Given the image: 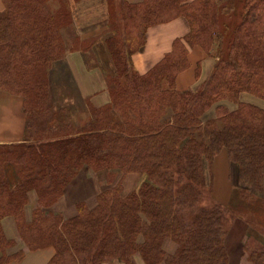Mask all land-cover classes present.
<instances>
[{
  "label": "trees",
  "instance_id": "trees-1",
  "mask_svg": "<svg viewBox=\"0 0 264 264\" xmlns=\"http://www.w3.org/2000/svg\"><path fill=\"white\" fill-rule=\"evenodd\" d=\"M2 1L0 89L21 96L24 114H33L45 99L42 72L63 52L58 29L69 16L62 9L49 13L41 0ZM108 1L112 25L116 5ZM116 7L124 41L106 40L114 70L107 77L109 107L72 134L0 145V264L24 255L8 254L14 241L2 230L5 217L15 220L29 250L53 248L47 264H132L134 254L146 264H227L226 209L197 206L209 165L222 150L237 169L236 188L264 200V107L242 99L246 93L264 101V0H143ZM180 16L188 34L138 74L132 55L146 30ZM188 46H199L215 64L199 86L178 91ZM232 98L236 107L229 109L225 101ZM7 164L18 165L20 182L11 184ZM84 168L139 173L147 181L127 194L120 185L106 188L93 208L78 203L76 216L64 219L52 206ZM32 193L36 205L28 220ZM253 254V262L264 263L257 262L264 251Z\"/></svg>",
  "mask_w": 264,
  "mask_h": 264
},
{
  "label": "rangeland",
  "instance_id": "rangeland-1",
  "mask_svg": "<svg viewBox=\"0 0 264 264\" xmlns=\"http://www.w3.org/2000/svg\"><path fill=\"white\" fill-rule=\"evenodd\" d=\"M41 1L44 2V7L49 13L62 9L69 18L58 29V35L62 40V54L51 63L50 67L42 72L41 78L46 82L43 104L33 114L25 113L27 129L22 143L34 141L32 139L44 134H49V136L72 134L87 125L98 110H106L111 102L109 93L110 101L108 104L101 107L92 105L87 99L80 96L72 82L64 56L68 51L86 50L92 42L80 40L81 32L73 25L70 0ZM113 12L114 20L112 25H110V21L107 23L108 32L106 34L114 35L118 42H123L124 32L119 8L115 6ZM113 30H116L117 33L114 34ZM99 31L98 29L95 32ZM90 60L92 59L88 58L89 63ZM109 85L114 88L116 86L110 80ZM108 92L110 91L108 90ZM242 98L247 102L264 107L262 99L246 93L243 94ZM235 102H237L235 98L225 101L226 105L229 106L232 103L235 104ZM109 113L114 115L112 110ZM213 113L210 111L206 117H213ZM17 168L18 165L10 164L4 167L6 176L10 178L12 185L20 182ZM108 174L109 172L106 170L94 171L84 168L78 174L79 178L73 184L71 194L76 195V197H95V206L97 195L106 188L120 185L124 193L127 194L138 189L142 183L147 181L146 176L139 173L118 172L112 176ZM206 176L208 187L202 189L197 206L208 207L216 204L226 209L227 219L224 224L223 247L227 255V264H256L252 261L253 253L264 251V200L256 196L248 197L247 194L244 195L240 189L236 188L237 169L231 165L227 153L223 150L211 161ZM257 262L263 263L264 260Z\"/></svg>",
  "mask_w": 264,
  "mask_h": 264
},
{
  "label": "crops",
  "instance_id": "crops-1",
  "mask_svg": "<svg viewBox=\"0 0 264 264\" xmlns=\"http://www.w3.org/2000/svg\"><path fill=\"white\" fill-rule=\"evenodd\" d=\"M142 1L114 0V3L119 6L122 2L137 4ZM3 10L4 3L0 0V13ZM70 11L73 25L81 32L80 40L90 41L92 44L86 50L68 51L64 56L65 64L80 96L96 107L104 106L110 101L107 77L113 73L112 61L106 46V40L111 36L106 34L108 32L107 23L110 19L109 1L70 0ZM98 29L100 31L95 32ZM188 32V23L181 16L148 28L144 45L132 55L134 70L140 75L147 73L166 54L172 51L173 42L176 39H183ZM187 57L188 68L178 74L175 80V87L178 91H188L199 86L209 77L215 64V58L207 55L199 46H188ZM88 58L92 59L90 63ZM242 99L245 101L244 98ZM230 105H227L229 109L236 107V104ZM25 134L26 117L23 111L22 97L0 89V145L20 144L24 142ZM78 178L77 176L66 186L63 195L52 207V210L60 213L64 219L76 216V205L79 202H84L90 208L95 204V197H76V195L71 194V188ZM35 205L36 197L32 194L25 209L26 219H30ZM1 227L6 238L14 241V245L8 250V254L13 255L18 252L24 254L21 260L5 264H47L53 257L54 250L51 247L29 250L20 239L15 220L12 217L3 218ZM164 248L168 253H173L175 246L171 242H166ZM131 262L132 264H146L139 254H134L131 257ZM103 264H125V262L108 260Z\"/></svg>",
  "mask_w": 264,
  "mask_h": 264
}]
</instances>
